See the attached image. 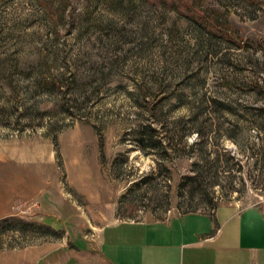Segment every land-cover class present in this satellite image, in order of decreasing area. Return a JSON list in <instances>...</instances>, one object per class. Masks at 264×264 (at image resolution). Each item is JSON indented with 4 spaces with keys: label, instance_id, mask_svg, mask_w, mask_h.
<instances>
[{
    "label": "rangeland",
    "instance_id": "374dc122",
    "mask_svg": "<svg viewBox=\"0 0 264 264\" xmlns=\"http://www.w3.org/2000/svg\"><path fill=\"white\" fill-rule=\"evenodd\" d=\"M2 184L12 256L263 205L264 0H0Z\"/></svg>",
    "mask_w": 264,
    "mask_h": 264
},
{
    "label": "crops",
    "instance_id": "0c3cea01",
    "mask_svg": "<svg viewBox=\"0 0 264 264\" xmlns=\"http://www.w3.org/2000/svg\"><path fill=\"white\" fill-rule=\"evenodd\" d=\"M11 188L0 185V217L18 189ZM43 219L60 232L59 217ZM0 264H264V206L221 205L208 214L108 224L92 243L70 238L44 255L0 253Z\"/></svg>",
    "mask_w": 264,
    "mask_h": 264
},
{
    "label": "trees",
    "instance_id": "16d2710c",
    "mask_svg": "<svg viewBox=\"0 0 264 264\" xmlns=\"http://www.w3.org/2000/svg\"><path fill=\"white\" fill-rule=\"evenodd\" d=\"M196 132H197V134L198 135H201L202 136V133L199 131V130H196ZM198 177L196 176V178L195 179H197ZM191 179H193V178H191ZM188 213H196V212H187V213H184V214H188ZM202 214V213H201ZM182 215V214H181Z\"/></svg>",
    "mask_w": 264,
    "mask_h": 264
},
{
    "label": "built area",
    "instance_id": "2783aa9c",
    "mask_svg": "<svg viewBox=\"0 0 264 264\" xmlns=\"http://www.w3.org/2000/svg\"><path fill=\"white\" fill-rule=\"evenodd\" d=\"M262 203H263V206H264V201H262Z\"/></svg>",
    "mask_w": 264,
    "mask_h": 264
}]
</instances>
